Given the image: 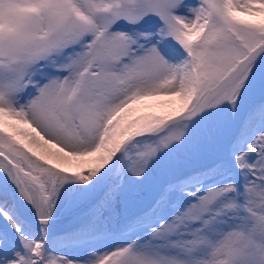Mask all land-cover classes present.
<instances>
[{
	"label": "snow or ice",
	"instance_id": "6c2138e0",
	"mask_svg": "<svg viewBox=\"0 0 264 264\" xmlns=\"http://www.w3.org/2000/svg\"><path fill=\"white\" fill-rule=\"evenodd\" d=\"M0 264H264V0H0Z\"/></svg>",
	"mask_w": 264,
	"mask_h": 264
}]
</instances>
